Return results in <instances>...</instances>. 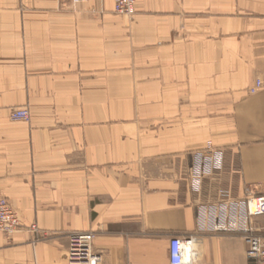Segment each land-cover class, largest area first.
I'll return each mask as SVG.
<instances>
[{
    "label": "crops",
    "instance_id": "1",
    "mask_svg": "<svg viewBox=\"0 0 264 264\" xmlns=\"http://www.w3.org/2000/svg\"><path fill=\"white\" fill-rule=\"evenodd\" d=\"M207 142L219 161L195 184ZM248 190L264 196V0H138L129 18L0 0V194L22 225L0 264H66L74 232L97 264H170L190 237L191 264H251L240 234L198 225Z\"/></svg>",
    "mask_w": 264,
    "mask_h": 264
},
{
    "label": "built area",
    "instance_id": "2",
    "mask_svg": "<svg viewBox=\"0 0 264 264\" xmlns=\"http://www.w3.org/2000/svg\"><path fill=\"white\" fill-rule=\"evenodd\" d=\"M62 4L72 6L86 1L100 3L103 0H57ZM138 0H113L114 12L126 18L135 13ZM261 86L257 82L252 89L254 92ZM10 119L28 123V109H16L10 113ZM219 161V153L213 144L207 142L203 151L195 154L191 178L198 184L201 176L210 174L214 163ZM199 229L207 232H225L240 234L246 244L245 258L251 264H264V226H258L256 219H264V196L253 195L249 190L242 201L219 203L218 205L199 207ZM22 228L17 212L8 200L0 194V234L9 238ZM37 234L36 225L27 228ZM94 235L87 232H74L68 236V251L66 264H97L99 255L93 250ZM193 239L172 238L168 246L170 264H191L190 248Z\"/></svg>",
    "mask_w": 264,
    "mask_h": 264
}]
</instances>
